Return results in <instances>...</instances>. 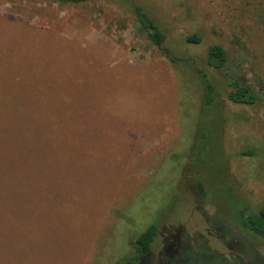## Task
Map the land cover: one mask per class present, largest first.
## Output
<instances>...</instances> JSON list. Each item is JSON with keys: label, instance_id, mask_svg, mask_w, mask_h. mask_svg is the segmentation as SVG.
Segmentation results:
<instances>
[{"label": "rangeland", "instance_id": "rangeland-1", "mask_svg": "<svg viewBox=\"0 0 264 264\" xmlns=\"http://www.w3.org/2000/svg\"><path fill=\"white\" fill-rule=\"evenodd\" d=\"M133 1L176 63L131 0H0V264H117L150 225L141 264H264L232 216L264 207V0Z\"/></svg>", "mask_w": 264, "mask_h": 264}, {"label": "trees", "instance_id": "trees-1", "mask_svg": "<svg viewBox=\"0 0 264 264\" xmlns=\"http://www.w3.org/2000/svg\"><path fill=\"white\" fill-rule=\"evenodd\" d=\"M60 3L79 4L87 0H57ZM131 5L134 12L135 21L138 29L142 32L146 39L157 49L159 54L170 63H176L178 60L165 47V37L161 29L153 22V20L146 14V12L133 0ZM184 43L198 44L201 41V36L192 33L184 37ZM227 62L225 51L219 45H210L204 58L206 67L218 71L222 69ZM201 74V73H200ZM253 79L258 80V76L253 74ZM201 79L204 85L205 93L203 99V106L208 107L213 102V88L209 83L207 75L201 74ZM225 85L229 88L224 92L225 98L234 103L244 106H252L257 101V95L254 89L247 84L242 76L235 73H228L225 77ZM241 155H249L248 152L242 151ZM233 220L237 229L241 233L249 235L251 238H259L264 240V207L251 210L247 206L234 207ZM157 228L155 225H150L144 232L138 235L131 243L132 253L124 259L117 262V264H141L144 259H148L151 255V244L157 235ZM251 254L256 257H261L262 254L251 250Z\"/></svg>", "mask_w": 264, "mask_h": 264}]
</instances>
